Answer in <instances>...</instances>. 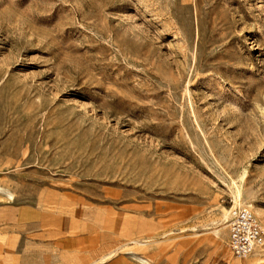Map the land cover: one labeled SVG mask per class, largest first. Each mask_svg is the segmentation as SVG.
Masks as SVG:
<instances>
[{"label":"rangeland","instance_id":"374dc122","mask_svg":"<svg viewBox=\"0 0 264 264\" xmlns=\"http://www.w3.org/2000/svg\"><path fill=\"white\" fill-rule=\"evenodd\" d=\"M238 207L264 230V0H0V264H264Z\"/></svg>","mask_w":264,"mask_h":264},{"label":"built area","instance_id":"2783aa9c","mask_svg":"<svg viewBox=\"0 0 264 264\" xmlns=\"http://www.w3.org/2000/svg\"><path fill=\"white\" fill-rule=\"evenodd\" d=\"M264 244V230L256 215L243 207L230 212L229 247L239 259H248Z\"/></svg>","mask_w":264,"mask_h":264},{"label":"bare ground","instance_id":"6f19581e","mask_svg":"<svg viewBox=\"0 0 264 264\" xmlns=\"http://www.w3.org/2000/svg\"><path fill=\"white\" fill-rule=\"evenodd\" d=\"M236 202V204L235 205H238V206H241V205H243L244 203L242 202V198H241V194H240V191H239V194H238V199L235 201ZM228 217H227V215H226V219H227ZM255 256V255H254ZM253 256V257H254Z\"/></svg>","mask_w":264,"mask_h":264}]
</instances>
